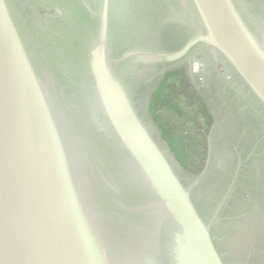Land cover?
I'll return each mask as SVG.
<instances>
[{
    "label": "water",
    "instance_id": "obj_1",
    "mask_svg": "<svg viewBox=\"0 0 264 264\" xmlns=\"http://www.w3.org/2000/svg\"><path fill=\"white\" fill-rule=\"evenodd\" d=\"M136 1L0 0V264H231L217 226L238 172L203 216L211 137L187 182L191 139L160 132L138 87L158 66L202 77L209 51L264 111V22L245 0H186L190 36L153 48Z\"/></svg>",
    "mask_w": 264,
    "mask_h": 264
},
{
    "label": "flooded vegetation",
    "instance_id": "obj_2",
    "mask_svg": "<svg viewBox=\"0 0 264 264\" xmlns=\"http://www.w3.org/2000/svg\"><path fill=\"white\" fill-rule=\"evenodd\" d=\"M245 1L264 22V0ZM134 17L153 48L177 47L193 31L186 0H137ZM198 58L202 77L188 71L186 64L158 66L148 70L138 93L157 108V118L166 124L160 132L191 139L178 152L187 182L204 166L211 137L212 160L196 190L203 216L215 211L238 172L217 226L218 241L231 264H264V111L215 54L206 51ZM168 93L171 96L164 97Z\"/></svg>",
    "mask_w": 264,
    "mask_h": 264
},
{
    "label": "rangeland",
    "instance_id": "obj_3",
    "mask_svg": "<svg viewBox=\"0 0 264 264\" xmlns=\"http://www.w3.org/2000/svg\"><path fill=\"white\" fill-rule=\"evenodd\" d=\"M182 19V18H181ZM183 20V19H182ZM187 21H191V19H189V17L187 18ZM197 76H198V74H197ZM173 91V90H172ZM174 92V91H173ZM171 93V92H170ZM170 93H168V94H165L164 95V97H166V96H168V97H170L171 95H170ZM163 97V98H164ZM143 100V99H142ZM142 103H143V101H142ZM163 106V105H162ZM255 107H256V109H257V111H259V109H258V107L255 105ZM143 108H144V106H143Z\"/></svg>",
    "mask_w": 264,
    "mask_h": 264
}]
</instances>
